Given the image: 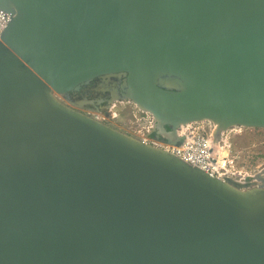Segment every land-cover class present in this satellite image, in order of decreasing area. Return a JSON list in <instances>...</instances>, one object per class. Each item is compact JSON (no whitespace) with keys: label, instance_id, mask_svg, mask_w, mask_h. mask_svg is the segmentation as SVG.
Listing matches in <instances>:
<instances>
[{"label":"water","instance_id":"1","mask_svg":"<svg viewBox=\"0 0 264 264\" xmlns=\"http://www.w3.org/2000/svg\"><path fill=\"white\" fill-rule=\"evenodd\" d=\"M0 9V264H264V182L213 177L69 100L100 79L173 131L264 129V0Z\"/></svg>","mask_w":264,"mask_h":264},{"label":"built area","instance_id":"2","mask_svg":"<svg viewBox=\"0 0 264 264\" xmlns=\"http://www.w3.org/2000/svg\"><path fill=\"white\" fill-rule=\"evenodd\" d=\"M111 102L107 107L95 106L87 112L102 122L109 123L110 119L121 122L119 112L114 111L120 104L124 108L123 112L129 114L133 136L144 144L163 149L221 180L242 184L256 182V171H248L244 152L237 150L235 144L236 137L248 128L232 127L222 129L218 134L217 125L213 121L205 120L181 124L173 131L168 126H162L153 114L131 100L118 99Z\"/></svg>","mask_w":264,"mask_h":264},{"label":"rangeland","instance_id":"3","mask_svg":"<svg viewBox=\"0 0 264 264\" xmlns=\"http://www.w3.org/2000/svg\"><path fill=\"white\" fill-rule=\"evenodd\" d=\"M114 98L117 97L114 96ZM123 109L120 104L114 109V111L119 112L122 121L110 119L109 124L133 135L129 114L124 113ZM235 144L237 150L244 152L243 155H245L246 167L249 172L254 173L256 171L257 173L258 170L264 168V129H244L242 134L236 137Z\"/></svg>","mask_w":264,"mask_h":264},{"label":"flooded vegetation","instance_id":"4","mask_svg":"<svg viewBox=\"0 0 264 264\" xmlns=\"http://www.w3.org/2000/svg\"><path fill=\"white\" fill-rule=\"evenodd\" d=\"M102 82L104 81L100 79H96L91 84L84 86L80 91L72 92L69 96V100L73 104L72 106L87 112L89 111V108H93L95 106L107 107L108 105H111L112 103L111 101H116L118 97L123 96V91L118 86L114 85L113 82L110 83L108 82L102 83ZM117 95L119 96L115 99L114 96ZM87 96L89 98H95V99L103 98V99L96 100L94 102L91 101L85 102L84 99Z\"/></svg>","mask_w":264,"mask_h":264},{"label":"bare ground","instance_id":"5","mask_svg":"<svg viewBox=\"0 0 264 264\" xmlns=\"http://www.w3.org/2000/svg\"><path fill=\"white\" fill-rule=\"evenodd\" d=\"M11 18V15L3 10H0V36L2 34V31L3 29L5 28V26L7 25V23L9 22ZM116 95V94H115ZM119 95L115 96V97H118ZM76 101V100H75ZM79 102V101H78ZM75 104V103H74ZM78 104V103H77ZM82 104V103H81ZM83 107V106H82ZM83 109V108H82ZM201 122V121H200ZM215 123V122H214ZM217 126H216V132H218V134L220 132H222L223 128L220 127V125L218 123H215ZM260 173V175H259ZM256 178L257 179H260L259 181L256 179V182L255 181H252L251 185H263V182H264V169H262L261 171L258 170V172L256 173ZM256 185V186H257Z\"/></svg>","mask_w":264,"mask_h":264}]
</instances>
